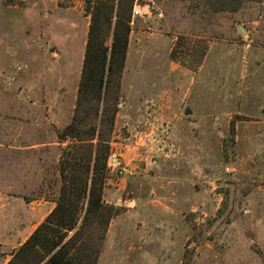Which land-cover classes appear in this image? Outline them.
Masks as SVG:
<instances>
[{"label":"rangeland","instance_id":"rangeland-1","mask_svg":"<svg viewBox=\"0 0 264 264\" xmlns=\"http://www.w3.org/2000/svg\"><path fill=\"white\" fill-rule=\"evenodd\" d=\"M135 4L119 88L98 112L116 110L95 264H264V0ZM86 8L0 0V264L59 197Z\"/></svg>","mask_w":264,"mask_h":264},{"label":"trees","instance_id":"trees-1","mask_svg":"<svg viewBox=\"0 0 264 264\" xmlns=\"http://www.w3.org/2000/svg\"><path fill=\"white\" fill-rule=\"evenodd\" d=\"M135 0H87L90 17L72 121L58 133L70 140L59 158L55 207L7 264L32 255L34 264H95L112 210L102 200L108 175V139L115 108L98 118L106 88L119 79L126 58ZM108 113V114H107ZM107 114V116H103ZM98 122L104 126H97Z\"/></svg>","mask_w":264,"mask_h":264},{"label":"built area","instance_id":"built-area-1","mask_svg":"<svg viewBox=\"0 0 264 264\" xmlns=\"http://www.w3.org/2000/svg\"><path fill=\"white\" fill-rule=\"evenodd\" d=\"M135 15H137V16L143 15L142 9L140 8L139 5H136V4L134 5V7L132 9V17ZM115 173L118 176L131 177L135 173V169H134V167H131L128 164L118 165V167L115 169Z\"/></svg>","mask_w":264,"mask_h":264},{"label":"crops","instance_id":"crops-1","mask_svg":"<svg viewBox=\"0 0 264 264\" xmlns=\"http://www.w3.org/2000/svg\"><path fill=\"white\" fill-rule=\"evenodd\" d=\"M113 162H116V165L118 166L119 164H120V159H118V160H112ZM120 178H122V179H126V178H130V177H122V176H119Z\"/></svg>","mask_w":264,"mask_h":264},{"label":"water","instance_id":"water-1","mask_svg":"<svg viewBox=\"0 0 264 264\" xmlns=\"http://www.w3.org/2000/svg\"><path fill=\"white\" fill-rule=\"evenodd\" d=\"M147 10H148V8H147V6H145L144 7V11H147ZM240 31H241V33H244L245 32L244 29H241V28H240Z\"/></svg>","mask_w":264,"mask_h":264}]
</instances>
